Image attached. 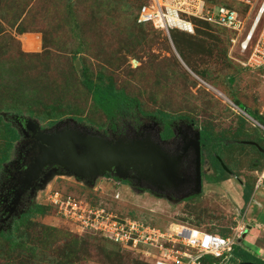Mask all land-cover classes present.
Listing matches in <instances>:
<instances>
[{"label":"rangeland","instance_id":"rangeland-1","mask_svg":"<svg viewBox=\"0 0 264 264\" xmlns=\"http://www.w3.org/2000/svg\"><path fill=\"white\" fill-rule=\"evenodd\" d=\"M43 1L24 0L23 2L27 4L25 10L18 14H20L21 20L25 18L23 27H29L30 30H35L33 29L35 27L38 31L47 32L45 35L47 41H51L49 43L50 50L54 53L43 56L36 55L43 53L42 34L35 30L18 35L15 31L16 27L12 26H15V22L17 26L20 21H7L2 24L5 33L12 36V40L3 42L8 49V52L3 55V60L6 62L4 67L15 68L13 74H19V83L24 89H36V93L32 97L41 99L42 104H49L51 101H60L63 107H67L64 106L67 104L69 108L78 110V118L81 119L80 122L74 118V115L69 114L59 121L74 119L93 129L92 125L105 124L103 115L93 106L90 95L81 85L83 80L75 70V61H78L80 69L83 71L86 68L94 79L97 72L111 77L115 88L124 91L129 97L136 98L147 113L160 110L175 117L185 116L195 124L196 128H210L213 136L223 140L224 145H234L231 148L225 147L226 149L219 150L220 157L214 154L229 170L228 173L224 170H221L223 173L217 172L224 178L218 183L210 182L208 179L212 178L210 173L213 170V163L205 151L204 170L210 175L208 174L203 180L202 192L197 195V198L179 204L169 203L148 192H133L127 185L122 183L119 185L107 178L98 179L93 189H87L72 178L56 176L47 184L44 192L70 188L73 191L70 196L73 198L84 202H88L86 199L97 200L102 202L105 208L122 209L124 212L133 211L142 219L162 227H168L171 224L192 226L195 223L194 219L199 217L205 221L207 226L210 225L216 229H229L234 224L236 225V221L240 219V217L237 218L238 214L244 215V218L248 219L244 223L253 229L241 240V247L264 261V182L258 190H254L256 176L264 171V157H260L253 147L237 143L239 141H256L261 148H264V129L258 126V122L253 119L257 115L264 120V79L256 72L251 73L249 70L240 68L235 61L230 59L229 56L240 57L234 52H230L225 40L226 37L232 38L234 33L210 25L214 30H224L213 35L205 31L203 25L198 24L203 35H198L196 32L195 36H184L185 41L181 43L183 45L181 47H187L189 51L191 68L183 63L189 72L175 55L174 44H171L163 33L147 25L140 27L134 24L135 12L143 0L121 1L120 8L112 11L113 23L109 29L110 33L102 38L87 32L86 21L89 13L83 11L82 0H79L76 10L81 25L77 30L79 36L77 39L69 36L67 28L64 32H56L55 13L48 3L50 13L45 14L46 10L42 8ZM209 1L232 8L239 13L244 22L239 40L244 38L262 2V0H250L251 11L247 15L249 6L237 0ZM123 4H127L131 9H125ZM122 9L126 10V13H123ZM9 18L12 17L9 16ZM263 24L264 16L258 25L251 46ZM128 31H132L133 40L126 36ZM176 35H178L176 32L172 33L174 38ZM63 45L67 46V53L56 52V49ZM80 45L82 51L74 58L73 51ZM250 51L251 49H248L240 59L246 60ZM183 54L186 55V52L184 51ZM201 73H204V78L200 77ZM230 74L234 77L235 83L232 77L228 78ZM42 75L53 80L49 93H45L40 85ZM4 77L7 78L6 74ZM9 82V85H14L13 81ZM228 93H231L232 98ZM62 95L63 97H61ZM234 97L240 102L234 100ZM7 101L9 102L10 99ZM230 102L235 103L237 109ZM18 103L16 102V104ZM40 111L41 105L37 108L36 114ZM245 113L252 116V119L257 123L248 119L244 115ZM2 115L7 121L19 119L21 120L19 123L23 122L20 119L22 115H16L12 111L2 113ZM45 115L47 113L37 116ZM46 119L42 122L35 118L44 126L50 120ZM241 128L242 134H238ZM96 130H98L97 127ZM13 152L12 149L11 155ZM254 164H257L258 167H255ZM230 171L233 176L244 181L248 186L254 182L248 202L244 201L243 190L239 183L229 175ZM80 186L84 187V190H81ZM59 192L64 194L62 191ZM115 193L119 194L117 201L113 200ZM45 195L41 194L38 202L47 206L48 201ZM189 212L192 214L190 215ZM31 221L34 224H43L59 230L58 241L52 247V253L50 249L48 253L58 259L57 261L61 260L60 264H109L110 262L105 259L108 252H111L109 254L111 259L118 254L141 264L149 263V259L143 257L141 253L114 247L92 231L76 226L68 219H62L55 214V210L50 208L44 216H34ZM67 241H72L71 246L74 254L72 257H67L65 254V258H59L54 250L62 249ZM84 242L89 244L88 252L83 249ZM99 246L106 251L104 255L100 254ZM187 251L190 254H195L194 251ZM231 260V264L238 262V258L235 256H232ZM0 262H3L2 259Z\"/></svg>","mask_w":264,"mask_h":264},{"label":"trees","instance_id":"trees-1","mask_svg":"<svg viewBox=\"0 0 264 264\" xmlns=\"http://www.w3.org/2000/svg\"><path fill=\"white\" fill-rule=\"evenodd\" d=\"M23 1L24 0H0V169L2 165L6 163L11 157L12 149L14 148L15 142L19 138V134L14 126V123L12 121L5 120L6 118L3 117L2 113L12 111L16 115L19 116L22 115L24 117L26 116L27 118H32V119L37 118L42 122L47 120L46 118H48L50 120L47 121V126H51L52 124L61 120L63 117L69 116V114L74 115V118L78 119L81 122V119L78 118L79 115L78 110H73L72 108H69L67 104L64 105L67 107H63L62 106L63 104L60 101L59 102L51 101V103L49 104H42L41 99L38 98L36 99L32 97L36 93V89L34 88L24 89L23 86L19 83V74H15V75L13 74V69L15 68L4 67V63L6 62L3 60V55L8 52L7 51L8 49L6 45L3 44V42H7V40H12V36L7 35V33H5L4 26L2 23L3 22L6 23L7 21H12V22L17 20L20 21V23L17 26H16V22H15V26H12V27H16L15 31L18 35L24 33H30L36 30L35 27L33 28L35 30H30V28L26 26L23 27V25L25 24V18L21 20V18H19L20 14H18V12L23 13L27 5ZM121 1L123 2L124 0H82V7H84L83 11L89 13L88 20L86 21L87 32L92 33L93 36L99 38H102L107 33H110L109 29L113 23L112 11L114 9L117 10L118 8H120ZM125 1L127 2L128 0ZM145 1L146 0H143V2L137 7L135 16L133 18L134 24L140 27L144 25L137 24L136 22L137 13L140 9V6L143 3H145ZM43 2L44 3L42 5V8L46 10L45 14L50 13V7L48 3L51 5L52 7L51 9H53L55 13L56 23L54 27L56 32L57 31L64 32V30H66L67 28V30H69L70 33L69 36L71 38H76V39L79 38V36L77 35L78 33L77 30H79L81 23H80L78 11L76 10V7H78L77 3H79V0H54L53 2H51L50 0L48 2L44 0ZM123 6L127 10L131 9V7L127 6V4H123ZM122 11L123 13H126V10L122 9ZM9 16L12 18L10 19ZM198 24L203 25L204 30L210 32L213 35L216 34L218 31L220 32L224 31L222 29L214 30L210 25L198 21H194L195 31L193 35L182 33L176 30L171 31L170 33L171 41L174 44V47L177 53L179 54L180 58L189 68H191L190 55L188 54L189 51L187 50V47H181L182 45L181 43L185 41V39L183 38L184 36L185 37L195 36L196 32L198 33V35H203V32L199 29L200 26L199 27L197 26ZM32 25L36 26V24L34 23H32ZM35 32H39L42 34V45H43V53L36 55L43 56V55H51V53H54L53 51L51 52L50 50L51 46L49 45V43H51V41L48 42L47 37L45 35L47 32L38 31V30H36ZM173 32H176L178 34L175 36L176 38L172 36ZM126 36L129 39H132V31H128L126 33ZM213 37L215 38V36ZM225 40L227 46H229L230 48L229 38L226 37ZM66 50H67V46L63 45L61 47H58V49H56V52L67 53ZM81 51H82V46L80 45L76 50L73 51L74 58ZM184 51L186 52V55L183 54ZM235 63L240 68L249 70V72L251 73L256 72L261 78L264 79L263 70L261 69L250 70L242 67L237 62ZM5 74L7 78L4 77ZM200 75L201 78H204L203 77L204 73H201ZM230 77L234 79L232 74H230L228 78ZM27 78L30 79L29 77ZM83 78L84 80L81 82V85L85 89L86 93L90 95L93 106L103 115L105 120V124L103 125H96V124L92 125L95 130L96 127L98 128V130H103L105 127H110L111 126L110 124L113 121H117L120 119L129 120L130 118L135 117L136 115L152 116L166 124L172 123L173 121L179 119L189 120L185 116L175 117L167 112H162L160 110L147 113L142 109L141 103L136 98L129 97L124 91L117 90L115 88L113 79L111 77L105 76V74H103L102 72H97L96 78L94 79L92 78V75H89L86 68H84ZM9 81H13L14 85L12 86L9 85L10 83ZM51 82H53V80L47 78V76L42 75L40 85H42V89L44 90L45 93H49L51 91ZM234 83H235V79H234ZM228 95H230L232 98L231 93H228ZM61 97H63V95ZM7 99H10V101L8 102ZM234 100L240 102L236 98ZM16 102L19 103L16 104ZM39 105H41V111L38 112V114L47 113V115L37 116L38 114H36V110L37 108H39ZM231 110L237 113V111L233 109ZM255 116L256 118H253L252 116L250 117L255 119L260 125H264L263 118H261V116H257V115ZM245 120L249 122L247 119ZM165 134L166 136H170L172 134L171 130L168 127H166ZM238 134H242V128L238 131ZM200 140L201 143L203 144V150L204 152L206 151L209 154L208 156H210V154L212 153L219 156L218 153L219 150L221 151V149L231 148V146H234V145H229V146L224 145L223 140L216 139L213 136L211 129L207 127H203L200 129ZM210 159L212 160L213 163V170H215L216 172L223 173V171H221V168L217 160L214 157H210ZM222 177L219 175L218 176L212 175V178H208V179L210 182L218 183L222 179H224ZM106 178L112 179L108 175L106 176ZM112 180L118 183L119 185L120 183L124 185H128L127 182L124 181H118L117 179H112ZM253 186H254V182L251 186H247L245 188L243 193L245 202L249 201ZM80 187L82 188V186ZM69 189L70 188H67L66 190H58V191H62L64 192V194H69V195L73 194L72 189L70 190ZM81 190H84V187ZM80 192L82 194V191ZM197 197L198 196H192L186 198L183 200V202L193 200L194 198ZM86 200L93 206L105 208V206L100 201L97 200L94 201L91 199L90 200L86 199ZM113 200H115L114 196H113ZM48 208L54 211V209L49 205L47 206L42 204L37 205L34 214L32 216L23 218L19 222V224L15 227L14 231L11 234L0 235V259H2L3 261L0 262V264H60L61 263V260L57 261L58 259H55L53 255L48 253L49 249L52 253L53 251L52 247L55 246L56 242L58 241L57 234L59 233V230L53 227L45 226L43 224H34L31 221L32 217L34 216L37 215L44 216L48 212ZM105 209L116 212L120 217H130L134 219H139L145 224L154 227L166 228L154 224L152 222H149L144 218L142 219V217L137 216L133 211L124 212L122 209H113L111 207ZM189 213L190 215L192 214L191 212ZM194 221L195 223L192 226L191 225H187V226L199 229L201 231H206L217 235L219 234V236L222 237H227L229 234H231V230L236 226L234 224L229 229H223V228L216 229L210 225L207 226L205 221H203L199 217H196ZM101 238L104 239L109 244H111L112 246L114 247L117 246V248L119 247L120 249H123L121 246L114 244L110 240L103 237ZM71 245H72V241H67L65 242L64 247L62 249L56 251L54 250V253H57L59 258L60 257L65 258L66 255L67 257H72L74 254V250ZM88 247H89L88 242H84L83 243L84 251L86 250V252H88ZM99 250L101 255L102 253L104 255L106 252L104 248H101L100 246H99ZM109 254H111V252L110 253L108 252V254L105 255L106 261L110 262L109 264H141L137 261H131L129 258L127 259L126 257H123V255H118V254L116 255L115 258L111 259L109 257ZM230 256L231 257L227 260L226 264H231L232 256L238 258L237 264L245 263V262L264 264V261L257 258L255 254H252L251 252L243 249L241 247V243L233 246ZM201 262L203 264H214V263H219L220 260L205 258L202 259Z\"/></svg>","mask_w":264,"mask_h":264},{"label":"built area","instance_id":"built-area-1","mask_svg":"<svg viewBox=\"0 0 264 264\" xmlns=\"http://www.w3.org/2000/svg\"><path fill=\"white\" fill-rule=\"evenodd\" d=\"M237 1L249 6L248 15L251 11L250 0ZM263 16L264 0L241 40L239 38L244 22L239 13L208 0H146L140 6L136 22L163 33L170 43L171 31L193 35L194 21L231 31L234 35L229 38L230 52L241 57L248 49L251 51L246 60L229 56L230 59L246 69L264 71V24L251 46ZM230 104L236 108L233 103ZM263 182L264 171L256 176L254 190H258ZM43 194H46L48 205L62 219H68L76 226L90 230L123 249L141 253L149 259L150 264H203L201 260L205 258L220 260L218 264H226L233 246L246 234V218L238 213L237 218L240 219L236 221L233 232L222 237L184 224H171L166 228L154 227L139 219L120 217L114 211L93 206L58 190H49ZM114 199H119L118 193L114 194ZM187 250L194 251L195 254H190Z\"/></svg>","mask_w":264,"mask_h":264},{"label":"water","instance_id":"water-1","mask_svg":"<svg viewBox=\"0 0 264 264\" xmlns=\"http://www.w3.org/2000/svg\"><path fill=\"white\" fill-rule=\"evenodd\" d=\"M173 51L189 71L174 48ZM75 70L84 80L78 61H75ZM245 116L255 121L246 113ZM20 119L23 120L21 126L24 132L30 131L33 137L28 175L35 177L45 167H52L41 190L56 176L72 178L85 188L93 189L98 179L109 175L128 183L134 181L142 192L172 204L202 192L200 129L194 128L193 123L180 133V142L172 154L163 148L159 133L107 135L74 119L41 129V124L35 119L23 116ZM258 126L264 129V126ZM237 143L257 146L252 141ZM216 158L222 170L228 172L221 159ZM170 191L179 194L176 201L168 196ZM250 229L248 225L246 234ZM246 234L238 240V244Z\"/></svg>","mask_w":264,"mask_h":264},{"label":"flooded vegetation","instance_id":"flooded-vegetation-1","mask_svg":"<svg viewBox=\"0 0 264 264\" xmlns=\"http://www.w3.org/2000/svg\"><path fill=\"white\" fill-rule=\"evenodd\" d=\"M20 121L21 120L19 119H15L12 121L15 128L17 129L19 138L15 142L13 148V156L11 155L9 160L4 163L0 169V235L11 234L23 218L32 216L34 214L37 205H39V196L43 194L44 190H46L47 185L43 190H41V188L44 185L47 175L52 170V167H45L35 177H31L30 175H28L27 168L30 163L29 159L33 146V137L30 131L24 132L23 127L21 126L23 122L19 123ZM56 123L52 124L51 126H47V124L45 126L41 125V129L51 128ZM191 123L193 122H191L190 120L179 119L173 121L172 123L166 124L152 116L136 115L129 120L120 119L117 121H113L110 124V127H105L103 130L99 131H102L107 135L116 136L125 133H151L154 135L159 133L163 148L173 154V151L177 148L180 142V133L185 129L187 125H190ZM166 127L171 130L172 134L170 136H166L165 134ZM194 128H196L195 125ZM252 142L256 143L257 146H247L253 147L258 152L260 157H264V148H261L256 141ZM200 144L203 188V180L209 173L207 174V172L204 170V165L206 162L204 160L205 152L203 150V144L201 143V140ZM210 157H214L217 160L213 153L210 154L209 158ZM217 162L221 168L220 162L218 160ZM183 166L185 167V163L183 164ZM254 166L258 167L257 164H254ZM210 174L218 176V173L215 170H211ZM229 175L239 183L243 190L242 193H244V190L248 185L245 184L244 181L238 179L236 176H233L231 171ZM106 176L104 178H106ZM109 177H111L112 179H116L112 176ZM127 184L131 191L142 192V189H140L134 181H131L129 183L127 182ZM178 195L179 194L175 191H170L168 193V196L172 201H176ZM251 230L252 228L249 230V232Z\"/></svg>","mask_w":264,"mask_h":264},{"label":"crops","instance_id":"crops-1","mask_svg":"<svg viewBox=\"0 0 264 264\" xmlns=\"http://www.w3.org/2000/svg\"><path fill=\"white\" fill-rule=\"evenodd\" d=\"M246 220L248 221V219H246ZM247 226H248V225H247ZM251 228L253 229V227H251ZM254 229H255V228H254ZM248 233H249V231H248ZM248 233H247V234H248ZM247 234H246V235H247ZM245 237H246V236H245Z\"/></svg>","mask_w":264,"mask_h":264}]
</instances>
